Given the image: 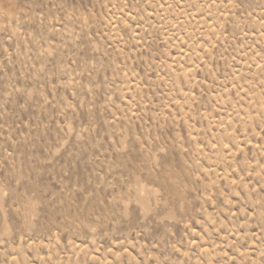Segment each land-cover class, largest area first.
Returning a JSON list of instances; mask_svg holds the SVG:
<instances>
[{"label": "rangeland", "instance_id": "374dc122", "mask_svg": "<svg viewBox=\"0 0 264 264\" xmlns=\"http://www.w3.org/2000/svg\"><path fill=\"white\" fill-rule=\"evenodd\" d=\"M0 264H264V0H0Z\"/></svg>", "mask_w": 264, "mask_h": 264}]
</instances>
